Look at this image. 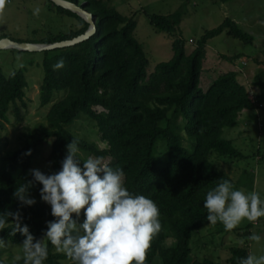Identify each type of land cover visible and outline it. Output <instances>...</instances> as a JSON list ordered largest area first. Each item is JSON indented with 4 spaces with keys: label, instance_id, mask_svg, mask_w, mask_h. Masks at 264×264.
<instances>
[{
    "label": "trees",
    "instance_id": "1",
    "mask_svg": "<svg viewBox=\"0 0 264 264\" xmlns=\"http://www.w3.org/2000/svg\"><path fill=\"white\" fill-rule=\"evenodd\" d=\"M49 1L62 13L75 16L82 27L42 43L72 39L87 31L90 24L83 17ZM109 1L113 0L82 1L84 8L96 16L98 24V31L90 39L70 47L36 51L45 56L41 105L49 106L56 93L64 91V95L51 104L46 124L29 128L23 145L13 154L0 155V213L19 211L23 224L28 225L37 240L43 239L47 222L55 218L50 205L41 200L42 185L34 180L30 168L40 147L52 141L53 168L41 171L58 172L67 155V145L75 140L79 151L95 158H110V167L122 169L124 187L130 193L144 195L157 204L161 230L150 241L145 264H220L211 259L193 263L190 260L193 234L209 222L207 209L203 207L207 192L224 180L232 183L231 176L212 162L211 154L216 151L231 158L242 155L231 140L224 138V129L238 126L241 113L259 105L239 80V72L220 74L206 91L200 86L201 74L212 38L227 31L251 44L254 37L228 18L220 26L207 30L196 48L188 53L187 40L177 34L187 14L186 5L170 15L154 14L151 23L175 37L174 56L160 62L148 74L149 59L135 36L137 20L122 14ZM8 36L0 35V38ZM239 57L235 55L232 59ZM57 64L62 66L54 67ZM262 77L264 71L256 75V84L264 88ZM27 87L23 70L7 75L0 68V136L10 121V110L18 109L19 102L25 103ZM181 116L185 131L196 140L193 151L185 146L178 132ZM82 118L96 123L101 139L107 142L106 148L70 130L69 126ZM160 139L167 142L169 156L163 166L156 162V145ZM29 150L30 155L26 154ZM21 184L30 185L29 195L36 200L34 205L23 206L14 196ZM83 219L81 215L79 220ZM14 232L15 222L9 217L5 229L0 230V239L22 245L25 237ZM170 238L174 241L167 244ZM44 243L48 246L44 264H63L62 261L69 259L46 239ZM231 250V264H239L241 258L250 255L248 247ZM0 264H24V259L7 261L0 246Z\"/></svg>",
    "mask_w": 264,
    "mask_h": 264
},
{
    "label": "rangeland",
    "instance_id": "2",
    "mask_svg": "<svg viewBox=\"0 0 264 264\" xmlns=\"http://www.w3.org/2000/svg\"><path fill=\"white\" fill-rule=\"evenodd\" d=\"M82 1L81 6L84 4ZM109 3L122 14L134 16L137 20L135 36L143 44L149 59L148 74L154 72L160 62L169 61L174 56L175 37L159 31L151 23L150 17L154 14L170 15L183 4L186 5L187 14L177 34L187 40L188 53L196 48L198 40L207 30L220 26L228 18L236 21L243 30L254 37L251 44L233 37L227 31L212 38L207 46L200 86L206 91L220 74L234 70L239 72V80L254 96L258 108L245 110L241 113L239 125L227 127L223 133L224 138L231 140L242 155L231 158L213 151L211 160L218 169L231 176L234 190H241L245 194L255 191L264 200V88L256 84V75L264 71V0H113ZM37 8L39 13L34 14ZM81 27L75 16L62 13L57 6H51L49 0H2L0 6V35L8 34L9 38L16 41L42 43L50 37L62 33L69 34ZM235 55L240 57L232 59ZM44 57L43 53L36 51L13 52L10 48L0 50V68L7 75L23 70L28 79L25 103L19 102L18 109L10 110V121L1 133L0 155L13 154L21 146L29 128L46 124V114L51 104L64 95V91L56 93L49 106L41 105ZM261 80L264 82V77ZM96 109L103 110L102 107ZM179 125L178 132L185 146L193 151L196 140L185 131L182 116ZM69 128L79 137L97 142L101 148L107 147V142L101 139L94 121L82 118L76 120ZM52 143L49 141L40 147L30 171L52 170ZM78 152L81 167L84 160L95 158L79 150ZM168 160L167 142L160 139L156 145V162L163 166ZM102 161L108 165L111 159ZM81 215L83 216V210ZM258 220L259 224L256 225L255 222L244 219L230 231L220 222L215 225L207 222L193 234L191 263L211 259L220 264H231L229 259L233 247H248L250 255L264 256V217ZM253 233L261 236L259 242L249 239ZM173 241L170 238L166 243L171 244ZM1 252L7 261H15L17 257L24 255L22 245L13 244L9 240L4 241ZM159 259L158 256L156 262ZM62 262L74 264L70 258Z\"/></svg>",
    "mask_w": 264,
    "mask_h": 264
},
{
    "label": "clouds",
    "instance_id": "3",
    "mask_svg": "<svg viewBox=\"0 0 264 264\" xmlns=\"http://www.w3.org/2000/svg\"><path fill=\"white\" fill-rule=\"evenodd\" d=\"M38 13L39 8L34 11ZM26 154L30 155L31 150ZM78 158V145L73 140L67 145V155L58 172L31 170L34 180L42 185L41 200L50 205L55 218L47 222L43 239L34 237L19 211L0 213V230L5 229L11 217L15 232L25 237L24 264H44L48 258L45 239L74 264H145L150 241L161 230L157 204L144 195L130 193L124 187L122 169H113L101 158L91 157L81 167ZM29 187L21 184L14 192L23 206L36 203L29 195ZM203 207L207 209V221L212 225L220 222L228 231L244 219L255 222L264 217V200L259 193L234 190L229 180L207 192ZM82 210L84 219L80 221ZM249 239L259 242L261 236L253 233ZM3 243L0 239V246ZM239 264H264V256L248 255Z\"/></svg>",
    "mask_w": 264,
    "mask_h": 264
},
{
    "label": "water",
    "instance_id": "4",
    "mask_svg": "<svg viewBox=\"0 0 264 264\" xmlns=\"http://www.w3.org/2000/svg\"><path fill=\"white\" fill-rule=\"evenodd\" d=\"M51 1L83 17L90 24L87 31L84 34H81L72 39L56 41L52 43H36V42H25V41L20 42L11 39L9 37H4L0 39V50L9 49V48H17L22 51H31V52L53 50L57 48H64V47H70L76 45L80 42L90 39L93 35L96 34V32L98 31L96 16L92 12L84 8V6H81V4L78 3V1L76 2L71 0H51Z\"/></svg>",
    "mask_w": 264,
    "mask_h": 264
},
{
    "label": "built area",
    "instance_id": "5",
    "mask_svg": "<svg viewBox=\"0 0 264 264\" xmlns=\"http://www.w3.org/2000/svg\"><path fill=\"white\" fill-rule=\"evenodd\" d=\"M255 224H256V225L259 224V220L255 221Z\"/></svg>",
    "mask_w": 264,
    "mask_h": 264
}]
</instances>
